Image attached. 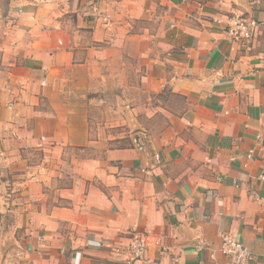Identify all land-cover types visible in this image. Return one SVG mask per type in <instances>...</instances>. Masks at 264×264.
Masks as SVG:
<instances>
[{
    "label": "crops",
    "instance_id": "crops-1",
    "mask_svg": "<svg viewBox=\"0 0 264 264\" xmlns=\"http://www.w3.org/2000/svg\"><path fill=\"white\" fill-rule=\"evenodd\" d=\"M0 67V264H264V0H9Z\"/></svg>",
    "mask_w": 264,
    "mask_h": 264
},
{
    "label": "built area",
    "instance_id": "built-area-1",
    "mask_svg": "<svg viewBox=\"0 0 264 264\" xmlns=\"http://www.w3.org/2000/svg\"><path fill=\"white\" fill-rule=\"evenodd\" d=\"M259 23L256 19L242 14L232 13L225 21V32L229 39L239 45L243 50L249 51L255 43ZM132 143L139 151L143 150V145L138 140H132ZM250 158V156H248ZM156 162H159L158 156H155ZM264 180V177L261 178ZM221 252L228 258L229 264H248L250 252L234 237L228 234H220ZM100 247L99 243H92ZM128 257L123 264H134L141 260L147 251V240L143 234L134 233L130 237L128 244Z\"/></svg>",
    "mask_w": 264,
    "mask_h": 264
},
{
    "label": "rangeland",
    "instance_id": "rangeland-1",
    "mask_svg": "<svg viewBox=\"0 0 264 264\" xmlns=\"http://www.w3.org/2000/svg\"><path fill=\"white\" fill-rule=\"evenodd\" d=\"M8 4H9V0H0V33L3 30V18L6 16L7 14V10H8ZM1 69V67H0ZM134 139H138L136 136L133 137L132 140Z\"/></svg>",
    "mask_w": 264,
    "mask_h": 264
}]
</instances>
